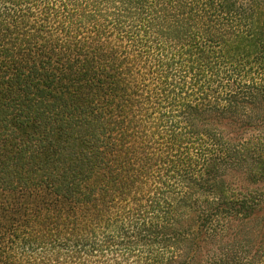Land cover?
Segmentation results:
<instances>
[{
    "label": "trees",
    "instance_id": "1",
    "mask_svg": "<svg viewBox=\"0 0 264 264\" xmlns=\"http://www.w3.org/2000/svg\"><path fill=\"white\" fill-rule=\"evenodd\" d=\"M0 264H264V0H0Z\"/></svg>",
    "mask_w": 264,
    "mask_h": 264
}]
</instances>
